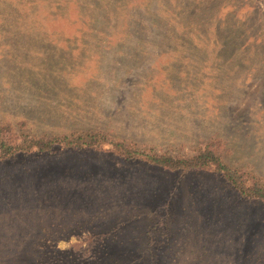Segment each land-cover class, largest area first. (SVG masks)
Instances as JSON below:
<instances>
[{"label": "rangeland", "instance_id": "374dc122", "mask_svg": "<svg viewBox=\"0 0 264 264\" xmlns=\"http://www.w3.org/2000/svg\"><path fill=\"white\" fill-rule=\"evenodd\" d=\"M92 130L264 179V0H0V126ZM106 150L0 160V264H264V202Z\"/></svg>", "mask_w": 264, "mask_h": 264}, {"label": "trees", "instance_id": "16d2710c", "mask_svg": "<svg viewBox=\"0 0 264 264\" xmlns=\"http://www.w3.org/2000/svg\"><path fill=\"white\" fill-rule=\"evenodd\" d=\"M14 131L9 123L0 126V160H6L19 152H50L55 146L68 150H106L104 146L109 145L107 150L124 161L141 160L150 166L172 172L211 171L219 175L243 199L264 202V179L250 170L229 166L217 153L215 141L197 149L191 155L184 156L145 150L136 143L112 138L99 131L71 130L62 135L39 137H30Z\"/></svg>", "mask_w": 264, "mask_h": 264}]
</instances>
